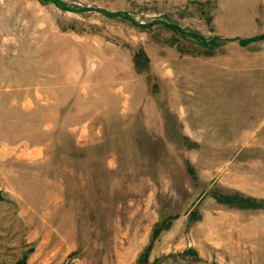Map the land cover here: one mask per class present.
Returning a JSON list of instances; mask_svg holds the SVG:
<instances>
[{"label": "rangeland", "instance_id": "374dc122", "mask_svg": "<svg viewBox=\"0 0 264 264\" xmlns=\"http://www.w3.org/2000/svg\"><path fill=\"white\" fill-rule=\"evenodd\" d=\"M0 264H264V0H0Z\"/></svg>", "mask_w": 264, "mask_h": 264}]
</instances>
